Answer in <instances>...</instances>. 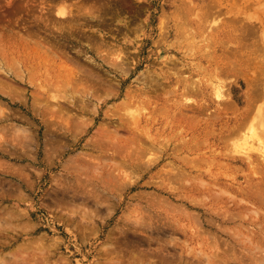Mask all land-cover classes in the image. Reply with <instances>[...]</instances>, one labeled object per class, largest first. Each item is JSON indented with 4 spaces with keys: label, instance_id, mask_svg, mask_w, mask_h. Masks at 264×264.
Returning <instances> with one entry per match:
<instances>
[{
    "label": "rangeland",
    "instance_id": "rangeland-1",
    "mask_svg": "<svg viewBox=\"0 0 264 264\" xmlns=\"http://www.w3.org/2000/svg\"><path fill=\"white\" fill-rule=\"evenodd\" d=\"M1 1L3 7L0 9V11H2L0 12V24L3 26L0 25V29L3 27L2 29L4 31L2 32L1 29L0 33L4 34L6 32L4 35L0 34L3 40L0 41V47L2 49V46L4 47L12 43L7 42L5 38H7L10 33H13V29H16L17 26L21 27L20 25L27 19L30 21L32 18L30 14L35 13L36 15L38 10H36V8H29L32 10L30 13L27 12V8L32 5L26 2L28 0H14V4L18 3V5L12 6H8V4L4 2L5 0ZM34 1L38 0H32L31 2L34 4ZM94 1H97V4L99 3V0ZM94 1L83 0L85 8L87 7L89 9L95 7L94 4L96 2ZM192 1L198 2V0H190V2ZM223 1V11H225V13H221H224V15L220 13V16L219 13L216 14V12H214L216 18L213 13L214 22L211 21L205 24L206 28L204 30L202 29L203 34L200 29L197 30V28H193L196 32L195 34L198 32L199 35H197L202 39L195 35L193 30L190 31V34L192 32L193 35L189 37V39H186L184 36L185 40H183L182 36L183 33L188 31H183L182 36H180L182 39L180 37V40L176 38L178 41H175L174 36L168 33V31H170V33L172 32L171 27H173L172 25L175 24L176 19H178L177 16L174 17L171 13L170 6H173L171 3L180 4V10L183 6L182 0H127V2L126 0H104L98 5L102 6V3H104L105 6L106 4L107 7L102 6L103 9H101L107 10L108 12L107 15L109 17L106 16V20L111 16L107 21L109 23L113 22L110 25L112 26V30L108 29L110 27L98 26L94 23L91 29L85 27L87 32L84 30L83 35L96 33L94 37L99 40L97 37L99 35L98 31L104 33L107 42H111V44L115 43L117 46L119 44L125 48V51H129L131 57L129 59L130 63L139 62L137 70L119 89L121 96L130 86L133 90L141 87L142 72H145L147 69L151 71L152 69L157 71L166 70V67L161 61L162 58L167 59V57L171 55H173L172 59H175L174 61L177 65L179 64L180 69H182V71L184 70L182 76H184L188 82L195 80V82L197 81V83L201 84L198 88L200 90L202 89L201 93L197 91L198 93H196V95L192 94L191 96L190 92H187V95L189 93L188 96L191 99L190 102L193 104L189 107L193 110L190 108L182 110L181 112L176 110L178 108L176 101H181L182 98L185 99L187 96L184 93L185 91L181 89V87H185L186 83L185 80L184 83L180 81L182 79L180 77H177V79L176 76L171 74L169 77L167 73L160 77L161 80L164 79L163 82L165 81L164 83H166V89L164 88L163 91L160 90L156 94V97L152 94V102H154V104L148 103L149 105H147L146 103V108L143 106V110H141L145 111L143 112L144 114H142L143 117L140 113L141 111H139L142 108L138 109L139 105L135 108L130 106V108H127V112L125 108L120 110H123L121 112L122 115L124 112L127 114L125 117H128L130 114V117L134 116L137 118L136 114L140 113L138 114L140 115L138 118H141L137 123L139 122L141 125L144 123V125L138 126L139 123H136L135 127L137 125L139 129H144L141 130L143 136L148 132V135L154 137H152L153 140L141 141L143 143L149 141V144L154 141V144H152L156 147H154L155 150H147L148 152L146 151L140 155L132 151L134 155H131L130 152L134 149L133 146L130 145L132 143L129 142L130 140H121L122 142H127L126 144L123 143L122 146L124 147L125 145L128 148V152H126L127 154L125 155H115L113 157L111 155L112 151L109 152L106 150H110L112 147H110L111 142L116 143V140H110L111 142L109 140H98V142L96 140H90L97 133L99 127L100 129H102V127L106 129L107 127V125L102 124V121L99 119H96L94 122L92 121L93 123L86 127H78L77 129H75V125L77 124L75 121L73 125L74 128L72 126L73 129L71 128L72 130L70 129L68 132V129L59 131L63 126H66L64 123H61V121L58 122L59 118L51 119L49 115L45 117L40 115L31 105L32 98H41L36 90L37 84L44 83L43 81L44 79L46 80L47 77L48 80H50V77L52 79L53 75L55 77L59 72L57 71V65L50 67L53 68L56 66L53 68L55 70L50 69L48 71H46L43 66V70L46 71L45 73L48 72L51 74L45 78L42 77V80L40 78L39 80H34L36 87L30 86L28 89H25L27 90L23 95L25 100L21 98V101H26V104L18 101L11 102L5 97L0 99L4 103V105H0V109L5 108L10 112L5 121H0V257L5 255L1 258L4 260L0 261L3 262V264H45V262L46 264H110L113 260L117 259L119 255L117 252L120 253L122 257V264H129V260L131 261L132 258L134 259L136 257L142 258H139V261H142V263L140 262L141 264H264V219L258 217L256 214L254 215L255 212H252L248 206L244 204V200H241L242 196L238 193V189L242 186H246L247 181L250 182L253 176H251L252 173L246 164L232 160V158H241L246 161L245 157L247 153L251 158L254 156V159H256V155L260 157L259 155H262V153L264 154V129L260 128L261 125L258 123L260 117H258L259 113H257L258 110H264V62L262 61L263 64L261 66L259 61H254L255 58L253 56L259 57L260 55H264L260 54L264 53V0H258L257 2L256 0H251V2L248 0ZM61 2L71 6H75L79 3L83 4L80 0H54V2L51 0L48 5L54 6L51 7L53 11L56 10V7L61 4ZM186 2V4L189 3V1ZM235 3L237 4L236 6ZM35 4H37V2H35ZM19 5L20 7H18ZM4 6L5 9L8 7V9H6L7 11L3 9ZM233 6L237 8H233ZM74 8H76V6ZM74 8L72 10H75ZM9 9H11V11H16V14L19 16L21 14L19 25L14 21L17 15L15 14L16 16H14V13L10 12ZM15 9H19L21 12L24 9L27 14L24 11L23 13H20V11L17 12L18 10ZM108 9L112 12L110 13ZM234 9L237 10L235 11ZM75 12L76 11H74V13ZM4 16L7 18L10 17L9 19H12L13 22L9 23V20L6 19V17L4 18ZM13 16L15 19H13ZM234 17L237 20L235 24L236 27H228V32L225 31L227 28L226 25L230 24L229 22H231V19ZM5 19L7 21H5ZM129 19L140 24L137 25L139 26L137 28L140 29L137 35L133 33V36V34L125 32V26L123 24H126L125 21H129ZM116 20L121 23H118ZM217 20L221 24H219ZM260 20L262 21V25L259 27L256 23L258 21L261 23ZM252 22L255 24L252 25ZM212 24L216 26V28ZM243 24L248 26L249 30L246 26L243 27ZM6 25H8V27ZM19 27L17 29H19ZM118 28L125 32L124 34L127 33L125 42L122 40L124 35L122 32L118 34V36L116 34L115 37V29ZM231 29H235L236 31H232ZM113 30H115V32ZM241 30L246 31L243 38L249 49L246 46L243 47L245 42H239L240 40H238L239 37L237 36L240 34L238 33L236 36V32L241 33ZM163 31H165V33ZM231 32L236 33L235 36L231 34ZM162 34L163 36H165V34L167 36L164 38ZM135 36L136 38H134ZM68 38L66 42L68 46L65 51L72 59H75L74 61H77L80 68H91V66H93L89 64L88 58L92 57L96 61H99L93 49L98 43L95 45L94 43L92 44V42L87 43L86 38L76 39L73 36H69ZM234 38H236L238 42ZM127 39L132 42L127 41ZM172 41H174V44ZM190 43L193 45L192 47ZM90 44H92V47ZM239 44L243 45L242 48H240ZM253 44L258 47H252ZM204 45L206 48H203ZM209 46L210 48H208ZM227 47L228 50H233L234 48V50L239 49L238 51L242 53V55H239L237 58L233 57L235 54H233V56L229 54L230 56L228 59L230 61L248 64V60H251V62H256V65L260 63L259 65L261 68L257 65L259 67H257V70L253 68L256 65L249 63L250 66L248 65L249 68L246 71L241 68V70H243L242 73L240 69H237L238 67H235L233 69L234 71L230 70L229 72L228 69H230V67L227 66L228 71L226 72L225 69L226 73L223 70L224 73L222 74L219 70L220 68L216 66L219 64V58L227 60V58L221 55L222 49L228 51ZM14 48L16 50V46L11 49L15 51ZM203 49H205V52ZM250 49L256 51V54ZM199 51L204 52L206 55L209 54L206 56ZM248 51L251 52L249 53ZM219 54L222 57H219ZM110 56H112L111 58H115L116 54L115 56L114 54ZM260 58L262 60L264 57ZM216 61L217 65L214 66ZM182 66L183 68H181ZM184 68H186V70ZM213 68H217L216 71H213ZM91 69H93V71L96 69L95 71H99L102 74L105 67L103 66V70L101 71L96 67ZM253 69L254 71L256 70V72H254ZM42 74H44V71H42ZM43 76H45V74ZM111 76L114 77L112 73L109 77ZM106 77H108V75ZM137 77H140V79ZM218 77H220V80ZM176 81L178 83H175ZM220 82L221 85L224 86V88L222 87L224 95L227 93V95L229 94L231 97L230 101L233 103L231 102L230 105H234L230 106L229 103L228 105L222 104L227 110L220 105L219 108L221 107L220 109L225 110V112L221 111V116L218 115V113L216 114L217 111L214 109L217 106L216 101L215 104L212 103L211 106H205V109H207L206 113H199L196 109L194 110L198 102L205 103V105L210 103L207 99L214 97L213 92L215 91L212 85L215 86V84ZM253 86L256 87L259 97L254 102L255 104H253L251 111L243 119V125L239 131L240 136L238 134L235 136L233 135L234 138L231 136V138H229L230 140H223V144L220 143V141L217 140L219 135L217 136L215 134V129L219 130L220 126H224L227 121V116L228 119L233 116V111L244 109L246 100H243V98L247 93L249 94L251 92ZM169 89L172 90L170 91ZM48 91L49 93L51 92V90ZM53 91L52 89V92ZM181 91L185 94H183L184 97H182ZM188 96L186 97L187 99H189ZM101 97L105 98L103 95H101ZM119 99H116V97L104 99L99 105V116L102 117V114L109 108V105L117 104L120 101ZM133 112H136V116ZM116 113L121 114L119 111ZM147 114L148 116L150 114V118L152 117V120H148L149 122L146 119L148 118L146 116ZM174 115L177 116L178 119L175 120L177 117ZM47 116H49L50 121L52 120L51 123ZM172 116L175 117L174 120ZM208 116L209 118H207ZM191 117H193V119H190ZM91 118H93V116H91ZM204 118H206V120ZM45 119L47 123H45ZM115 120L117 119H114V121ZM54 121L56 123L52 124ZM72 124L73 123L70 125ZM115 124L116 121L113 124H109L107 128L109 129L110 127L112 129V126L114 127ZM21 126L27 131L24 132ZM59 126L61 127L59 128ZM7 129L8 131H6ZM57 130L59 132H57ZM254 130L257 132L258 136L253 135ZM47 131L48 135L49 132L52 131L59 135L64 134L61 135L59 139H54L56 137L53 138L50 137V135L46 136ZM241 132L243 135H241ZM19 133H21V137ZM123 134L127 136L128 133ZM29 138L30 140H28ZM106 141H108V144L110 142L109 146L106 145ZM132 141L134 140H131V142ZM136 141L138 140H135V142ZM99 142L103 143V147L107 146V148H104L105 152L103 153H99L100 151L97 148ZM183 145H186L188 148L189 146L191 147L188 150V148ZM173 146H176L175 149L177 148L180 151L178 152L177 149L175 150ZM191 148H193L194 151ZM191 150L193 153L189 152ZM256 150H260V152ZM186 151H188L189 154H186ZM248 151L253 152L249 153ZM255 152H257V154ZM184 155L189 156V158H187V160H189L188 163H190L192 159L195 160L194 163L192 160L191 167L188 165L189 169H187V175H189L187 176L185 174L177 180L169 177V180H172V182L167 181L168 176H170L167 175V173L170 172V170H174L172 167H176L178 157ZM204 157L207 159V161L204 162L206 164L198 160V158ZM263 157L264 155H262V158ZM256 160H258V158ZM120 161L125 163V168L123 167L125 171L115 166V163ZM197 163H200V165L198 164L199 167L196 166ZM194 164L198 167L197 170L196 168L193 169L195 167ZM166 168L167 170H165ZM164 171L166 173H164ZM262 171L263 170H260V173ZM224 190L225 193H223ZM90 213L91 216H88ZM84 220L85 224H83ZM113 253H116L115 256ZM119 258L120 257H118V259ZM107 259L108 261H112L106 263ZM135 262L130 264H135Z\"/></svg>",
    "mask_w": 264,
    "mask_h": 264
},
{
    "label": "bare ground",
    "instance_id": "bare-ground-1",
    "mask_svg": "<svg viewBox=\"0 0 264 264\" xmlns=\"http://www.w3.org/2000/svg\"><path fill=\"white\" fill-rule=\"evenodd\" d=\"M1 1V0H0ZM17 1V0H15ZM32 0H28L26 2H28L31 7H28L27 5V12H31V10L33 8H36V10H38V13L35 15L34 14H30V17L31 20L28 21V19L22 24L20 25L21 27L17 26V28L19 27V29H13V33L9 34L7 36L6 41L7 42H12L11 44L9 45H5L4 47L2 46V49L0 47V99L2 97H5L7 98L9 101L11 102H24L25 104L27 103L26 101H21V98L25 100V98H23V95L24 93L27 91L25 89H28L30 86H34L36 87V84H34V80H39V78L41 79L42 77H46L48 75H50L51 73H45L46 71L50 70V69H53V68H50L52 67L53 65H57V71H59L56 76L51 77L49 78L50 80H48L46 78V80L44 79V83H40V84H37L38 86L36 87L37 89V93L40 95L41 98L39 97H33L32 98V102H31V105L34 109H36L40 115H42L43 117H45L46 115H49L51 119L53 118H59L58 122L61 121V123H64L66 126H63L62 129H59V131H62V130H67L69 132V130L72 128V126L75 124V121L77 122V124L75 125V129H77L78 127H86L88 126L89 124L93 123L94 121H96V119H99L100 121H102V124L104 125H107V127L109 126V124H113L115 121H116V124L114 125V127L112 126V129L109 127V129L106 127V129L109 130H106L102 127V129H99L97 130V133L90 139V140H96L98 142V140H116L117 144L114 142H109L110 144V147L111 149L109 150H106V151H112L111 152V155L114 157L115 155H125L127 154L126 152H128V148L124 145V147L122 146L123 143H127L126 141H121V140H130L129 142L132 143L130 145L133 146L134 149L131 150V155L133 154V152L135 151V153H137V155H140L144 152H146L147 150H155L154 149V141L149 144V141L145 144L143 143L141 140H153L152 137L150 135H148V132L145 133V136H143V133L141 132V130H144V129H139L138 126L141 125L139 122V124L137 123V121H139V119L141 118H138V114L141 113L144 114L143 112L145 111H141L143 110V106L144 108H146V103L147 105H149L148 103H153L152 102V94L155 95L156 97V94L161 90L163 91L164 88H165V84L163 82V80H161L160 77H162L163 75H166L169 74V77L171 75L173 76H176L177 77H180L182 78L180 81H183L184 83V80H185V87L183 85L184 88L181 87V89L183 91H185L184 93L187 95V92H190L191 96L192 94H195L198 93L197 91H200L201 93V90L198 89L199 86H201V84L197 83V81L195 82V80L193 81H187L185 79L184 76H182V69H180L179 67V64L177 65V63L174 61L175 59H172L173 55H171L170 57H167V59H163L162 58V61L161 63L164 64V66L166 67V70H155V69H152V71L150 69H147L145 72H142V78H141V82L139 80V82L141 83V87L140 88H137V89H132L131 86L125 91V93L121 96L120 95V88L122 86V84L126 83L128 79H130V76L132 74H134V72L137 70L138 68V61L136 63H130L129 62V59L131 58L130 57V53L129 51H125V48L121 45L118 44V46L114 43V44H111V42H107L105 40V34L104 33H101L98 31L99 35L97 36L99 38V40L97 38H95V34H91V35H83V32L85 30V27H88L91 29V26H93L94 24L95 25H98V26H107V27H110L108 28L109 30L111 29L112 30V26H110L112 23L108 22L107 20L111 18H107L106 20V16L109 17L107 15V10H102V6H104V3H102V6H99L98 4H100L101 2H103L102 0L98 1L99 3L97 4V1H94L96 2L94 4L95 7H91V8H85L84 6V2L83 0H80V2L82 1L83 4H76V8H74L75 6H71V5H67L66 3V6L64 3L61 2V4H59L57 7H56V10H51V7H54V6H49V2H51V0H38V1H34V4L33 2H31ZM54 2V0H52ZM69 1V0H68ZM106 1V0H105ZM108 1V0H107ZM110 1V0H109ZM120 1V0H119ZM138 1V0H137ZM186 1H189L188 4H186L187 2ZM182 0V8L179 10V5L178 4H172L173 6H170V9H171V13L174 17L177 16L178 19H176V22L175 24H173L171 27V30L172 32L170 33V31H168L169 34L173 35L174 38H175V41L179 39L180 36H182V33L183 31H188V32H185L183 33V40L184 39V36L186 39H189V37H191L193 34L191 32L190 34V31L193 30V28H197L200 29L202 31V29L204 30L206 27H205V24L208 22L210 23L211 21L214 22V19H213V13L216 12V14L220 13L221 12H224L223 11V5H224V1L223 0H198V2H190V0ZM228 1V0H227ZM226 1V2H227ZM231 1V0H229ZM228 1V2H229ZM249 2H251V0H248ZM254 1V0H252ZM258 0H256L257 2ZM4 2H6V4H8V6H12V5H18L17 4H14V0H5ZM25 2V1H24ZM35 2H37V4H35ZM65 2V1H64ZM72 2V1H71ZM87 2H90V1H87ZM112 2V1H111ZM127 2V0H126ZM129 2V1H128ZM2 3V1L0 2V4ZM23 3V1H22ZM27 3V4H28ZM78 3V2H77ZM92 3V2H91ZM122 3V2H121ZM254 3V2H253ZM3 4V3H2ZM1 4L0 6V9L1 7H3V5ZM4 4V5H6ZM64 4V5H62ZM74 4V3H73ZM93 4H90V5H93ZM108 4V3H107ZM125 4V3H124ZM234 4V3H233ZM26 5V4H24ZM78 5V6H77ZM82 5V6H81ZM87 5V4H86ZM89 5V6H90ZM93 5V6H94ZM98 5V6H97ZM130 5V4H129ZM237 4L235 3V6ZM34 6V7H33ZM84 6V7H83ZM97 6V7H96ZM125 6V5H124ZM233 6V8L235 7ZM17 7V6H16ZM20 7V5L18 6ZM100 7V8H99ZM104 7H107L106 4ZM121 7V6H120ZM123 7V5H122ZM121 7V8H122ZM128 7V5H127ZM262 7V5H261ZM29 8H32L31 10ZM75 9V10H72V9ZM102 8V9H101ZM112 8V7H111ZM114 8V7H113ZM237 8V7H235ZM5 9V6L4 8ZM6 9H8V7H6ZM5 9V10H6ZM53 9V8H52ZM116 9V8H115ZM136 9V8H135ZM173 9V10H172ZM185 9V10H184ZM10 12L14 13V16H16V19L15 17L13 19H15V23L19 25V19H20V16L21 14L20 13H23L24 9L22 10H19V9H15V10H18L17 12L20 11V16L18 14H16V11H11V9H9ZM235 10V9H234ZM237 10V9H236ZM235 10V11H236ZM7 11V10H6ZM74 11H76L74 13ZM108 11L110 12V10L108 9ZM116 11V10H115ZM127 11V10H126ZM187 11V12H185ZM227 11V10H226ZM2 12V11H0ZM9 12V11H8ZM26 14L27 12L24 11ZM112 12V11H111ZM110 12V13H111ZM114 12V11H113ZM28 13V14H29ZM117 13V12H116ZM115 13V14H116ZM125 13V12H124ZM133 13V12H132ZM137 13V12H136ZM139 13V11H138ZM141 13V12H140ZM224 13H221L224 15ZM227 13V12H226ZM237 13V12H236ZM9 14V13H8ZM16 14V15H15ZM114 14V13H113ZM111 14V15H113ZM215 14V13H214ZM216 14H215V18H216ZM54 15V16H53ZM120 15V14H118ZM136 15V14H135ZM226 15V14H225ZM23 16V15H22ZM193 16V18H192ZM218 16V15H217ZM221 16V15H220ZM236 16V14H235ZM6 16H4L5 18ZM3 18V17H2ZM10 18V17H9ZM6 17V19L9 20V23H12L13 20L12 19H9ZM112 18L114 19V17L112 16ZM117 18V17H116ZM115 18V19H116ZM134 18H137V17H134ZM226 18V17H224ZM245 18V17H244ZM247 18V17H246ZM5 19V21H7ZM112 19V20H113ZM218 19V17H217ZM223 19V18H222ZM119 20V19H118ZM239 20V19H238ZM258 20V19H257ZM117 21V20H116ZM129 19V21H125L126 24H123L125 27V32L127 33H130V34H138L139 33V26L137 25H140L138 22L136 21H131ZM220 21V20H219ZM261 21V20H260ZM21 22V21H20ZM118 23H121L120 21H117ZM218 22V20H217ZM237 20L234 18L231 19V22H229L230 24H227L226 25V30L228 29V27H231V28H234L236 27L235 24H236ZM5 23V22H4ZM3 23V24H4ZM22 23V22H21ZM94 23V24H93ZM219 23V22H218ZM93 24V25H92ZM214 24V23H213ZM212 24V25H213ZM221 24V23H219ZM218 24V25H219ZM255 24L252 22V25ZM256 24L259 25H262V21L261 23L258 21ZM1 26H3L2 24H0ZM162 25V24H161ZM186 25V26H185ZM223 25V24H222ZM220 25V26H222ZM8 27V25H6ZM5 26V27H6ZM207 26V25H206ZM209 26V25H208ZM211 26V25H210ZM214 26V25H213ZM246 25L243 24V27H245ZM10 27V26H9ZM116 27V26H115ZM186 27V28H185ZM212 27V26H211ZM216 28V26H214ZM262 27V26H261ZM3 28V27H2ZM1 28V29H2ZM12 28V26H11ZM246 28L249 30L248 26H246ZM0 29V30H1ZM107 29V28H106ZM114 29V28H113ZM116 30V32H115ZM113 30L115 32V37H116V34L118 36V34H121V32L124 34L125 32L121 31V29H115ZM199 30V31H200ZM213 30V29H212ZM216 30V29H215ZM232 30V29H231ZM234 31H236L235 29H233ZM232 30V31H233ZM4 30L2 29V32ZM9 31V30H8ZM92 31V30H91ZM238 31V30H237ZM241 30V33L240 32H236V33H232L231 34H236V36L238 35V33L240 35H238L237 37L238 40H240L239 42H245L244 41V36H245V32L246 31H243ZM85 32H87L85 30ZM90 32V31H89ZM88 32V33H89ZM93 32V31H92ZM112 32V33H114ZM165 33V31H163ZM162 32V33H163ZM206 32V30H205ZM211 32V31H210ZM213 32V31H212ZM215 32V31H214ZM222 32V31H221ZM228 32V31H227ZM6 33V32H5ZM4 33V34H5ZM126 33V34H127ZM193 33L195 34L196 32L193 30ZM200 33V32H199ZM218 33V32H217ZM225 33V32H224ZM1 34V33H0ZM4 34H1V35H4ZM8 34V33H7ZM90 34V33H89ZM124 34L123 35V38L122 40L125 42L126 41V38L127 35ZM133 34V36H134ZM166 34H167V31H166ZM165 34V36H162L165 38L167 35ZM198 34V32H197ZM195 34V35H197ZM202 34H203V31H202ZM209 34V32H208ZM214 34V33H213ZM212 34V35H213ZM227 34V33H226ZM230 34V35H231ZM1 35H0V39H1ZM199 35V34H198ZM197 35V36H198ZM215 35V34H214ZM213 35V36H214ZM229 35V34H228ZM71 37L73 36L74 38L76 39H79V38H86L87 40V43H91L92 44L94 43V45L96 43H98V45H96V47H94V51L96 53V56L98 57L99 61H96L95 59H93L92 57L91 58H88L89 60V64L93 65L91 66V68H97V69H100L103 70V66L105 67V69L103 70L104 72L101 74L99 71H95L96 69H90L88 67H85L84 69L81 67H79L77 61H74L75 59L71 58L69 56V54L65 51L66 47L68 46V44L66 43L67 42V39H69L68 37ZM114 36V35H113ZM161 36V37H162ZM202 36V35H201ZM206 36V35H205ZM5 37V36H4ZM3 37V39H4ZM57 37V38H56ZM132 37V36H131ZM160 37V36H159ZM182 37H180L182 39ZM200 37V36H198ZM215 37V36H214ZM219 37V35H218ZM225 37V36H224ZM236 37V38H237ZM73 38V39H74ZM136 38V36L134 37ZM177 38V39H176ZM201 38V37H200ZM210 38V37H209ZM236 38H234L236 40ZM117 39V38H116ZM192 39V38H191ZM202 39V38H201ZM230 39V38H229ZM53 40V42H52ZM95 40V41H94ZM114 40V39H113ZM162 40V38H161ZM177 40V41H178ZM223 40V39H222ZM234 40V41H235ZM0 41H3L2 39ZM75 41V40H74ZM80 41V40H79ZM127 41L129 42H132L131 40H128ZM190 41V40H189ZM237 41V40H236ZM6 42V44H7ZM173 44H174V41H172ZM171 42V43H172ZM211 42V40H210ZM238 42V41H237ZM180 43V42H179ZM183 43V42H182ZM188 43V42H187ZM186 43V44H187ZM202 43V42H201ZM235 43V42H234ZM5 44V43H4ZM31 44V45H30ZM92 44L91 47H92ZM131 44V43H130ZM170 44V43H169ZM209 44V43H208ZM236 44V43H235ZM249 44V43H248ZM87 45V44H86ZM88 45V46H90ZM172 45V44H171ZM170 45V46H171ZM181 45V44H180ZM191 45V43H190ZM226 45V44H225ZM244 45V46H243ZM239 44L240 48L243 47H247L248 48V45L247 43L245 42L244 44ZM252 45V44H251ZM249 45V46H251ZM14 46H16V50L14 48L15 51H13L11 48H13ZM170 46H168L169 48H171ZM193 45H191L192 47ZM208 46V45H207ZM224 46V45H223ZM255 45L253 44L252 47H254ZM140 47V46H139ZM167 47V48H168ZM215 47V46H214ZM255 47H258V46H255ZM4 48V50H3ZM203 48H206L205 45ZM210 48V46L208 47ZM225 48V47H224ZM239 48V47H238ZM247 48H244L246 50H248ZM260 48V47H259ZM257 48V49H259ZM263 48V47H262ZM11 49V50H9ZM195 49V48H193ZM202 49V48H201ZM235 49V48H234ZM228 50V47H227V50L226 49H222V53L221 55H223L225 58H227V60L225 59H220L219 58V66L217 65V61H216V64L217 65L216 67H219L220 69V72L223 74L225 72V69H226V72L229 70H233L235 67L237 69H240V71L243 73V70L244 69L245 71L249 68V63L253 64V65H256L255 63L256 62H260L258 63L257 65H261L263 64L264 62V55H260L259 57H256L255 55L254 56V61L256 60V62H251V60L249 61L248 60V64L247 63H238V62H233V61H230L228 58L230 55L233 56V54H235V56H233L234 58H237L239 55H242V53L240 51H238L239 49H236V50ZM256 49V48H254ZM133 50V49H132ZM205 49H203L204 51ZM207 50V49H206ZM253 53H255L256 51L250 49ZM13 51V52H12ZM195 51V50H194ZM242 51V50H241ZM250 51V52H251ZM262 51V50H261ZM201 52V51H199ZM205 52V51H204ZM204 52H201L203 53V55H206L204 54ZM209 52V51H207ZM220 52V51H219ZM230 52V53H229ZM249 52V51H248ZM249 52V53H250ZM85 53V52H84ZM258 53V51H257ZM111 54H116L115 58H111L112 56H110ZM209 54V53H208ZM208 54L206 56H208ZM217 54V53H216ZM230 54V55H229ZM256 54V53H255ZM260 54H264V53H260ZM85 55V54H84ZM220 54H219V57H222ZM259 55V53H258ZM257 55V56H258ZM113 56V57H114ZM166 56V55H165ZM218 56V54H217ZM216 56V57H217ZM137 57V56H136ZM211 57V56H210ZM262 57L263 59L261 60ZM218 58V57H217ZM253 58V57H252ZM260 58V59H259ZM259 59V60H257ZM30 60V61H29ZM213 60V58H212ZM224 60V61H223ZM237 60V59H236ZM178 61V60H177ZM226 61V62H225ZM235 61V60H234ZM241 61V60H240ZM263 61V62H262ZM70 62V63H69ZM88 62V61H87ZM81 63V62H80ZM84 63V62H83ZM183 65V64H182ZM185 65V64H184ZM249 65V66H248ZM255 66L253 68H256L258 70V66ZM259 65V66H260ZM264 65V64H263ZM43 66L45 67L46 71L43 70ZM227 66L230 67V69L227 70ZM260 66V68H261ZM179 67V68H178ZM186 67V65H185ZM228 67V68H229ZM240 67V68H239ZM258 67V68H257ZM183 68V66L181 67ZM190 68V67H189ZM192 68V67H191ZM201 68V67H199ZM186 70V68H184ZM197 69V68H196ZM217 69V68H216ZM215 68H213V71L215 70ZM55 70V69H53ZM154 70V71H153ZM224 70V72H223ZM42 71H44V74L45 76H43L44 74H42ZM212 71V72H213ZM234 71V70H233ZM236 71V70H235ZM254 71V69H253ZM262 71V70H261ZM54 72V71H53ZM172 72V73H171ZM219 72V74L221 75V73ZM225 72V73H226ZM228 72V73H229ZM256 72V70L254 71ZM63 73V74H62ZM113 74L114 77L117 79L114 78V77H109L110 74ZM209 73V72H207ZM54 74V73H53ZM61 74V75H60ZM171 74V75H170ZM215 74V73H214ZM232 74V73H231ZM240 74V73H239ZM108 75V77L106 76ZM141 75V73H140ZM52 76V75H51ZM212 76V75H211ZM215 76H218V75H215ZM246 76V75H245ZM214 77V76H213ZM221 77V76H220ZM218 77V79L220 78ZM138 78V77H137ZM165 78V76H164ZM174 78V77H173ZM179 78V79H180ZM249 78V77H248ZM43 79V78H42ZM41 79V80H42ZM140 79V77L138 78ZM170 79V78H169ZM178 79V78H177ZM188 79V78H187ZM40 80V81H41ZM189 80V79H188ZM220 80V79H219ZM222 80V79H221ZM247 80V79H246ZM136 81V80H134ZM133 81V82H134ZM178 81V80H177ZM175 82V83H178V82ZM218 81V80H217ZM42 82V81H41ZM138 82V80H137ZM167 82V81H166ZM170 83V82H169ZM250 83V82H249ZM253 83V82H251ZM135 84V83H134ZM139 84V83H138ZM172 84V83H170ZM168 84V85H170ZM182 84V83H181ZM212 84V82H211ZM210 84V85H211ZM214 84V83H213ZM227 84V82H226ZM225 85V84H224ZM250 85V84H248ZM254 85V84H253ZM50 86V87H49ZM135 86V85H134ZM133 86V87H134ZM167 86V85H166ZM171 86V85H170ZM168 86V87H170ZM176 86V85H175ZM178 86V84H177ZM209 86V85H208ZM139 87V86H137ZM167 87V88H168ZM173 87V86H172ZM179 87V86H178ZM212 87L214 88V92H213V96L214 97H210L208 98L207 100L210 102L209 104H206L205 103H197L196 104V107L194 108V110L196 109L199 113H206V110L205 109L207 106H211L212 103L215 104V101L217 102V106L215 109L216 114L218 113V115H222L221 114V111L225 112V110H227V108H224L222 106V104H227L232 102L230 101L231 100V97L230 95L226 93V95H224L223 93V89L222 87L224 88V86L221 85V82L218 83V84H215V86L212 85ZM50 88V89H49ZM136 88V87H134ZM174 88V87H173ZM172 88V89H173ZM180 88V87H179ZM203 88V87H201ZM212 88V89H213ZM52 89L54 90L52 92ZM166 89V88H165ZM172 89H169L170 91ZM48 90H51V92L49 93ZM175 90V89H174ZM180 90V89H179ZM226 90V89H225ZM165 92V91H164ZM169 92V91H168ZM174 92V91H173ZM182 92V91H181ZM193 92V93H192ZM205 92V91H204ZM36 93V92H35ZM166 93V92H165ZM183 92L181 93L182 94V97H184V94ZM247 93V92H246ZM106 94V95H104ZM169 94V93H168ZM172 94V93H171ZM184 94V95H183ZM209 94V93H208ZM101 95L105 96V98H102ZM164 95V94H163ZM189 95V93H188ZM187 95V96H188ZM160 96V95H159ZM180 96V95H179ZM178 96V97H179ZM186 96V97H187ZM198 96V95H197ZM212 96V95H211ZM110 97H116V99H119L120 101L117 103V104H114V105H109V108H107V110L102 114V117L99 116L100 114V110H99V105L103 102L104 99H109ZM163 97V96H162ZM181 97V96H180ZM185 97V99L182 98L181 101H176L175 103L178 104V108L176 110H179L180 112L182 110H185V109H191L193 110L191 107V105H193L190 101L191 99H187ZM259 95L257 93V90H256V87L253 86L252 89H251V92L247 95L244 96L243 100H246V104L244 105V109L243 110H235L233 111V116H231L229 119H228V116H227V121L225 123L224 126H220V129L219 130H216L215 129V134L219 137L217 138L218 141H220V143L223 142V140H227L229 138H231V136L234 138V136L236 134H238L240 136V129L243 125V119L246 117V115L251 111V108L253 106V104H255L254 102L258 99ZM206 98V97H205ZM158 99V98H157ZM180 99V98H178ZM199 99V98H198ZM3 100V99H2ZM203 100V99H202ZM201 100V101H202ZM179 102V103H178ZM190 102V103H189ZM233 103V102H232ZM245 103V102H244ZM2 104L4 105L3 101L0 100V105L2 106ZM54 104V105H53ZM164 104V103H163ZM173 104V103H172ZM195 104V103H194ZM139 105V107H138ZM222 106V108H224L225 110H222L219 108V106ZM234 104H231L230 106H233ZM129 106V107H128ZM131 107H138L139 108H142L140 109L139 111H141L140 113H138V110H137V118L132 116L130 117L131 115L129 114L128 112V117H125L127 114H125V112L123 113L122 115V111H120L121 109H124L125 108V111L127 112V108H130ZM206 106V107H205ZM32 108V109H33ZM162 108V106H161ZM233 108V107H232ZM237 108V107H236ZM260 108V107H259ZM264 108V107H263ZM137 109V108H136ZM160 109V108H159ZM14 110V109H13ZM75 110V112H74ZM105 110V109H104ZM146 110V109H145ZM174 110V109H173ZM231 110V109H230ZM119 111V113L121 114H117L116 112ZM155 111V110H154ZM178 111V112H179ZM157 112V111H156ZM257 112V111H256ZM8 113H10L7 109H0V121H5L7 118H8ZM134 113V112H133ZM136 113V112H135ZM134 113V115H135ZM170 113V112H169ZM220 113V114H219ZM259 113L258 117H260V120H258L260 123L259 125L260 128H263L264 129V110L261 109V110H258ZM132 114V113H131ZM212 114V113H211ZM36 115V114H35ZM133 115V114H132ZM135 115V116H136ZM172 115H173V112H172ZM179 115V114H177ZM182 115V114H181ZM207 115V114H206ZM214 115V114H212ZM211 115V116H212ZM49 116H47V118H49ZM91 116H93V118H91ZM146 116L149 118H146ZM145 116V118L148 120H152V117L150 118V114L148 116V114ZM175 116V115H174ZM200 116V115H199ZM210 116V115H209ZM209 116L207 118H209ZM217 116V115H215ZM10 117V116H9ZM143 117V115H142ZM169 117V115H168ZM173 117V116H172ZM177 117V116H175ZM173 117L172 119L174 120ZM181 117V116H180ZM205 117V116H204ZM46 118V119H47ZM50 118H49V121H50ZM129 118V119H128ZM183 118V117H182ZM46 119L44 120L45 123H47ZM114 119H117L114 121ZM178 119L175 118V120ZM190 119H193V117H191ZM206 120V118H204ZM213 119V118H212ZM48 120V119H47ZM56 120V119H54ZM52 121V120H51ZM50 121V123H51ZM93 121V122H92ZM146 121V120H145ZM186 121V120H185ZM193 121V120H192ZM195 121V120H194ZM198 121V119H197ZM203 121V120H202ZM141 122V121H140ZM149 122V121H148ZM44 123V122H43ZM44 123V124H45ZM56 123L55 121L52 122V124ZM71 123H73L72 125H70ZM138 124V126L136 125L135 127V124ZM212 123V122H211ZM11 124V123H10ZM13 124V123H12ZM148 124V123H147ZM152 124V123H151ZM200 124V123H199ZM50 125V124H49ZM103 125V126H104ZM134 125V127H133ZM144 125V123H143ZM141 125V126H143ZM1 126V125H0ZM5 126V125H4ZM19 126V125H18ZM147 126V125H145ZM12 127V126H11ZM10 127V128H11ZM46 127V126H45ZM61 126H59L60 128ZM197 127V126H196ZM8 128V127H7ZM17 128V127H16ZM15 128V130H16ZM19 128V127H18ZM66 128V129H65ZM74 128V126H73ZM72 128V129H73ZM9 129V128H8ZM8 129L6 131H8ZM21 129H24L22 126H21ZM47 129V128H46ZM71 129V130H72ZM3 130V129H2ZM18 130V129H17ZM5 131V130H4ZM27 130L24 129V132H26ZM57 130V132H59ZM107 131V132H106ZM261 131V130H260ZM259 131V132H260ZM11 132V131H10ZM75 132V131H73ZM77 132V131H76ZM138 132V133H137ZM141 132V133H139ZM253 132V131H252ZM4 133V132H3ZM123 133H128L127 136L124 135ZM209 133V132H208ZM242 133V132H241ZM261 133V132H260ZM6 134V133H5ZM20 134V137H21V133ZM61 134V133H60ZM64 134V133H63ZM61 134V135H63ZM174 134V133H173ZM9 135V134H8ZM7 135V136H8ZM12 135V134H11ZM15 135V134H14ZM24 135V133H23ZM27 135V134H26ZM49 135L50 137H56L54 139H59V137H61V135L57 134V133H53L52 132H49ZM48 135V131L46 133V136H49ZM130 135V136H128ZM208 135V134H207ZM215 135V136H216ZM234 135V136H233ZM243 135V133L241 134ZM253 135L254 136H258L257 132L254 130L253 132ZM15 137V136H14ZM19 137V138H20ZM177 137V136H176ZM238 137V136H236ZM27 138V137H26ZM49 138V137H47ZM63 138V137H62ZM74 138V137H73ZM154 138V137H153ZM216 138V137H215ZM232 138V139H233ZM245 138V137H244ZM251 138V137H250ZM17 139V137H16ZM22 139V138H21ZM51 139V138H50ZM52 139V140H54ZM75 139V138H74ZM186 139V138H185ZM246 139H247V136H246ZM30 140V138L28 139ZM48 140V139H47ZM131 140H134L131 142ZM135 140H138L135 142ZM157 140V139H156ZM173 140V139H172ZM181 140V139H180ZM179 140V141H180ZM230 140V139H229ZM259 140H262V139H259ZM96 142V143H97ZM107 144H108V141H106ZM121 142V143H119ZM167 142V141H166ZM182 142V141H181ZM159 143V142H158ZM260 143V142H259ZM103 143L102 142H99L97 144V148L98 150L100 151L99 153H103L105 152L104 151V148H107V146L103 147L102 145ZM113 144V145H112ZM180 144V143H179ZM196 144V143H195ZM209 144V143H208ZM223 144V143H222ZM261 144V143H260ZM129 145V146H130ZM149 145V146H147ZM187 145V144H186ZM186 145H183L186 147ZM198 145V144H197ZM263 145V144H262ZM193 146V145H192ZM254 146V145H253ZM162 147V146H160ZM174 147V146H173ZM176 147V146H175ZM174 147V149H175ZM191 146L186 147L188 148V150L190 149ZM245 147V146H244ZM243 147V148H244ZM96 148V149H97ZM156 148V147H155ZM185 148V149H186ZM253 148V147H252ZM160 149V148H159ZM173 149V148H172ZM177 149V148H176ZM175 149V150H176ZM181 149V148H180ZM193 150V148H191ZM211 149V148H210ZM256 149V148H254ZM253 149V150H254ZM259 149V148H258ZM262 149V148H260ZM49 150V149H48ZM161 150V149H160ZM178 152L180 151L179 149H177ZM187 150V149H186ZM189 151V152H192ZM213 150V149H212ZM246 150V149H245ZM264 150V148H263ZM262 150V151H263ZM133 151V152H132ZM147 151V152H148ZM159 151V150H158ZM194 151V150H193ZM216 151V150H215ZM227 151V150H226ZM247 151V150H246ZM255 151V150H254ZM257 152H260V150H256ZM162 152V150H161ZM177 152V153H178ZM188 151H186V154H189ZM217 152V151H216ZM237 152V151H236ZM243 152V151H242ZM249 152V151H248ZM250 152H253V151H250ZM249 152V153H250ZM257 152H255L257 154ZM264 152V151H263ZM181 153V152H180ZM184 153V152H183ZM193 153V152H192ZM200 153V152H199ZM210 153V152H209ZM226 153V152H224ZM179 154V153H178ZM197 154V153H196ZM260 154V153H258ZM129 155V154H128ZM134 155V154H133ZM149 155V154H147ZM152 155V154H151ZM166 155V154H165ZM205 155V154H204ZM262 155H264L262 153ZM262 155H259L260 157H258L256 155V159L258 158V160L254 159L253 157L251 158L250 155H248L247 153V156L245 157L246 158V161L241 159V158H232L233 161H238V162H242L244 164H246V166L249 168V170L251 171L252 175L253 176V179L250 180V182L247 181V185L246 186H242L240 187L238 190H239V194L242 196L241 200H244V204L246 206H248V208L252 211V212H255L254 215L256 214L258 217L264 219V157L262 158ZM109 156V155H108ZM144 156V155H143ZM242 156V155H241ZM250 156V157H249ZM125 157V156H124ZM212 157V156H211ZM110 158V157H109ZM187 158H189L188 155H184L182 157H178L177 159V165L176 167H172L174 170H170V172L167 173V175H170L168 176V180L167 181H171L172 180H169L171 177V179H175L177 180L178 178L180 177H183L185 174L187 175L188 173V165H190L189 167H191L192 165V160H190V163H188L189 160H187ZM106 159V158H104ZM119 159V158H118ZM121 159V158H120ZM123 159V158H122ZM162 159V158H161ZM219 159V158H218ZM137 160V159H136ZM187 160V162H186ZM199 161H201V163L203 162H206L207 159L204 157V158H198ZM217 160V159H216ZM106 161V160H105ZM130 161V160H129ZM195 160H193V163H194ZM214 161V160H213ZM244 161V162H243ZM197 162V160H196ZM221 162V161H220ZM224 162V161H223ZM96 163V162H95ZM170 163V162H168ZM173 163V162H172ZM225 163V162H224ZM116 167L118 169H123V167L125 166V163L124 162H117L115 163ZM198 164L200 165V163H197L196 166H198ZM206 164V163H204ZM227 164V163H226ZM225 164V165H226ZM231 164V163H230ZM136 165V164H135ZM152 165V164H151ZM170 165V164H168ZM175 165V164H174ZM203 165V164H202ZM99 166V165H98ZM132 166V164H131ZM137 166V165H136ZM135 166V167H136ZM195 166V164H194ZM193 166V167H194ZM194 167L193 169L199 167ZM134 167V165H133ZM148 167V166H147ZM230 167V166H228ZM236 167V166H234ZM238 167V165H237ZM125 168V167H124ZM170 168V169H172ZM233 168V167H232ZM236 169V168H235ZM239 169V168H238ZM237 169V170H238ZM128 170V169H127ZM130 170V169H129ZM167 170V168L165 169ZM260 170H263L261 173H260ZM122 171H125L124 169ZM190 171V170H189ZM192 171V170H191ZM217 171V170H216ZM235 171V170H234ZM135 172V171H134ZM161 172V171H160ZM223 172V171H222ZM122 173V172H121ZM126 173V172H125ZM128 173V172H127ZM130 173V172H129ZM164 173H166L164 171ZM191 173V172H190ZM247 173V172H246ZM189 175V174H188ZM187 175V176H188ZM192 175V174H191ZM219 175V174H218ZM245 175V174H244ZM194 178V177H192ZM237 178V177H236ZM247 178V177H246ZM165 179V178H164ZM245 179V178H244ZM186 180V179H185ZM181 182V181H180ZM179 182V183H180ZM170 183V182H169ZM207 184V183H206ZM176 185V184H175ZM210 185V184H209ZM212 185V184H211ZM123 186V185H122ZM130 186V185H129ZM170 186V185H169ZM204 186V185H203ZM121 187V186H120ZM176 187V186H175ZM205 187V186H204ZM125 188V187H123ZM170 188V187H169ZM207 188V186H206ZM176 189V188H175ZM180 189V188H179ZM172 190V189H171ZM174 190V189H173ZM220 191V190H219ZM225 193V190L224 192ZM96 198V197H95ZM98 198V197H97ZM183 198V197H182ZM240 198V197H239ZM240 202V201H239ZM241 203V202H240ZM191 204V203H190ZM195 204V203H194ZM251 207H250V206ZM238 206V205H237ZM84 208V207H83ZM182 208V207H181ZM186 209V208H185ZM13 210V209H12ZM75 211V210H74ZM86 211V210H85ZM182 211V210H181ZM2 212V211H1ZM91 212V211H90ZM190 212V211H189ZM4 213V212H3ZM2 213V214H3ZM8 213V212H7ZM233 213V212H232ZM169 214V213H168ZM182 214V212H181ZM184 214V212H183ZM211 214V213H210ZM68 215V214H67ZM71 215V214H70ZM80 215V213H79ZM88 215V214H86ZM93 215V213H92ZM188 215V214H187ZM83 216V215H82ZM88 216H91V213L88 215ZM192 216V215H191ZM220 216V215H219ZM2 217V216H1ZM85 217V216H84ZM216 217V216H215ZM242 217V216H241ZM248 217V216H247ZM3 218V217H2ZM13 218H16V217H13ZM81 218V217H80ZM229 218V217H228ZM9 219V218H8ZM85 219V218H84ZM243 219V218H242ZM1 220V219H0ZM13 220V219H12ZM212 220V219H211ZM216 220V219H215ZM4 221V220H3ZM214 221V220H213ZM222 221V220H221ZM226 221V220H225ZM250 221V220H249ZM89 222V221H88ZM1 223V222H0ZM4 223V222H3ZM2 223V224H3ZM9 223V222H8ZM81 223V222H80ZM209 223V221H208ZM10 224V223H9ZM82 224V223H81ZM85 224V220H84V223ZM252 224V222H251ZM138 225V224H137ZM142 225V224H141ZM151 225V224H150ZM259 225V224H258ZM139 226V225H138ZM243 226V225H242ZM248 226V225H247ZM3 227V226H2ZM1 227V228H2ZM5 227V226H4ZM142 227V226H141ZM219 227V226H218ZM240 227V226H239ZM257 227V226H256ZM85 228V227H84ZM135 228V227H134ZM249 228V227H248ZM83 229V228H82ZM218 229V228H217ZM6 230V228H5ZM152 230V229H150ZM247 230V229H246ZM257 231V230H256ZM251 232V231H250ZM254 245V244H253ZM254 247V246H253ZM115 248V247H114ZM262 248V247H261ZM113 249V248H112ZM262 250V249H261ZM111 251V250H110ZM255 251V250H254ZM105 252V251H104ZM109 252V251H108ZM112 252V251H111ZM116 254V253H115ZM115 254L113 253V255L115 256ZM117 254L120 255V253L117 252ZM254 254V252H253ZM261 254V253H260ZM111 255V254H110ZM118 257H120L116 260H113V262H111L110 264H122L123 260L121 259V255ZM5 256V255H3ZM2 256V257H3ZM10 256V255H9ZM113 256V257H114ZM146 256V255H145ZM251 256V255H250ZM2 257H0V260L3 261L4 259H1ZM17 257V256H15ZM111 257V256H109ZM112 257V258H113ZM132 258V257H131ZM140 259H142L141 257H139ZM139 258H132L131 261L129 260V264L132 263V262H135V264H141L142 261H139L140 259ZM208 258V257H207ZM6 259V258H5ZM111 259V258H110ZM253 259V258H252ZM261 259V258H260ZM7 260V259H6ZM5 260V261H6ZM0 261V262H1ZM44 261V260H43ZM108 263L109 261H112V260H109L108 259L106 260ZM145 261V260H144ZM262 261V260H261ZM7 262V261H6ZM141 262V263H140ZM264 262V261H263ZM262 262V263H263ZM3 264V262H1ZM0 263V264H1ZM26 263V262H25ZM144 263V262H143ZM6 264V263H4ZM9 264V263H8ZM23 264V263H22ZM28 264V263H27ZM46 264V262H45Z\"/></svg>",
    "mask_w": 264,
    "mask_h": 264
}]
</instances>
